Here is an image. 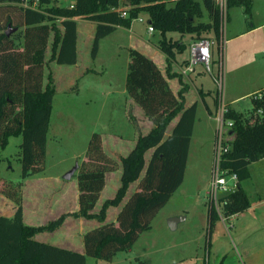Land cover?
I'll return each instance as SVG.
<instances>
[{
    "label": "trees",
    "instance_id": "obj_1",
    "mask_svg": "<svg viewBox=\"0 0 264 264\" xmlns=\"http://www.w3.org/2000/svg\"><path fill=\"white\" fill-rule=\"evenodd\" d=\"M73 2L74 8H70L56 5L54 0H39L38 8H32L25 6L24 0H0V164L5 160L1 151L7 149L12 138L22 137L18 155L21 178L28 179L46 170L48 135L57 94L54 75L46 77V66L51 62L78 63V17L97 24L93 58L98 55L102 39L119 27L130 28L141 15H147L148 23L160 33L159 48L169 63L167 73L153 59L131 48L126 83L129 96L154 127L140 136L135 148L122 158L121 187L98 213L94 209L105 187L106 174L115 171L119 163L105 152L102 135L92 134L86 152L88 160L83 161L77 174L80 209L70 214L101 223L85 234L84 252L38 240L37 235L59 229L67 215L48 225L26 224L23 184L0 176V184L8 187L3 194L16 206L13 217L0 215V264H87L88 257L111 262L117 254L130 251L140 236L151 229L154 217L185 180L198 104L186 107L188 86L175 94L169 84L168 79L175 77L183 82L182 74L171 73L172 63L188 49L180 39L174 40L170 35L179 33L198 39L214 33L216 40L221 41L222 14L216 0H128L127 17L118 12L125 4L122 0ZM235 6H243L251 14L253 0H228L227 8ZM206 14L208 22L204 21ZM51 39V55L47 60ZM252 101L253 109L247 114L230 106L226 113L227 120L233 121L230 129L233 140L221 166L237 175L238 187L220 200L225 218L241 214L251 206L242 183L251 178V165L264 159V116L256 118V111L264 110V100L252 98ZM177 117V124L167 135ZM152 149L147 162L146 154ZM137 181V191L125 203L117 221L106 222L107 210L120 205L131 184ZM209 218L212 224L219 218L213 201Z\"/></svg>",
    "mask_w": 264,
    "mask_h": 264
},
{
    "label": "rangeland",
    "instance_id": "obj_2",
    "mask_svg": "<svg viewBox=\"0 0 264 264\" xmlns=\"http://www.w3.org/2000/svg\"><path fill=\"white\" fill-rule=\"evenodd\" d=\"M204 21H209L207 14ZM143 23L142 31L146 33L149 24ZM222 30L223 41L222 44L217 41L213 72L202 71L196 76L206 79L204 88L209 91L206 96H210L207 102L211 106L212 117L201 105L192 136L191 156L184 183L154 217L151 229L140 236L130 251L117 254L111 262L88 257L87 264H264V159L251 165V178L242 184L251 206L240 215L225 218L224 205L220 201L219 208L215 205L219 218L212 224L209 218L211 199L208 195L214 163L212 145H215L220 131L219 112L223 106H230L232 99L237 101L234 107L247 114L253 108L252 93L264 86V0H254L251 14L246 13L243 6L227 8ZM233 33L244 34L232 39ZM122 34L120 31L102 41L97 63L99 60L104 61L103 64L107 65L104 71L108 70L104 75L89 76L85 85H92V88L78 91V83H75L71 90L65 92V85L57 87L48 135L47 175H59L73 166L74 156L88 148L93 133L101 134L102 129L106 131V128L119 131L120 127L126 125L124 113L119 110L117 114L113 113L111 102L103 94L108 87L105 81L112 76V62L115 64L119 61L118 65L121 66L127 54L124 49L121 54L118 50L117 53L114 52L115 46L122 40L123 46L127 45ZM155 35L159 36L157 32ZM172 36L174 40H179L177 37L180 34L172 33ZM202 37L216 40L214 33L204 34ZM180 40L184 43L182 38ZM195 40L196 37L192 36L190 42L184 44L188 48ZM52 42L51 39L47 49L48 58ZM188 56V49L177 55L180 61ZM53 64L46 66V73H52L50 66ZM200 92L205 95L202 89ZM227 129L225 126V130ZM22 141V137L12 138L7 149L1 151L2 159H5L0 164L1 177H9L12 181L21 180L18 155ZM10 166L12 170L9 169ZM6 188L8 189L1 182L0 213L4 214L13 211L11 204L4 203L3 191ZM27 193H30V189ZM41 198L46 201V211L42 210L44 218L34 222L29 219L28 224L32 223V226L48 225L64 215V209H70L61 192L44 194ZM30 203L27 195V211L32 208ZM173 218H179L175 230L169 226V221ZM86 222L89 225L90 221ZM76 225H62L54 232L42 233L36 237L56 246L64 245L75 250L88 232L83 234V230L76 228ZM72 227L75 229L69 231Z\"/></svg>",
    "mask_w": 264,
    "mask_h": 264
},
{
    "label": "crops",
    "instance_id": "obj_3",
    "mask_svg": "<svg viewBox=\"0 0 264 264\" xmlns=\"http://www.w3.org/2000/svg\"><path fill=\"white\" fill-rule=\"evenodd\" d=\"M63 3L66 4V6H68V5L73 4L74 2L73 0H66ZM253 3H254V0H253ZM122 8L126 9L128 8V5L125 3L122 6ZM140 18L134 20L130 28L119 27L113 34L106 37V38L113 37L114 35L118 34L121 31V33H123L122 36L126 38L127 40V45L123 46V40H122L121 42L118 43V46H115L114 52L117 53V50H118V53L121 54V51L124 49L125 53L127 54H126L125 59H123L121 66L118 65L119 61H117L115 64L113 62L112 64L110 63L111 65H113L112 76L107 81H105L106 83H108V87L103 91L104 96L108 98V100L111 102V105L113 107L112 108L113 113L117 114L118 110L124 113V116H125L124 121L126 125L123 127H120L119 131L117 130L112 131L111 129H108V128H106V131L104 129H102L101 131L103 147H104L105 152L110 157L117 160L119 164L115 171H111L106 174V184H105L103 191L101 192L100 200L94 209L95 213H98L100 211V209L102 208L106 200L115 198L119 188L121 187V184H122L121 178L123 174V167H122V161H121L122 158L128 156L129 153L135 148L140 136L147 135L154 127L153 122L150 121L146 117L143 109L129 96L127 88H126L129 63H130L129 49L131 48L137 49L140 52L147 55L148 57H150L151 59H153L154 62L158 65V67L162 70L163 73H167V70L169 68L167 56L159 48V42L161 39L160 33L157 32L159 36L156 37L155 35L156 31L150 32L149 28L146 30V33H144L142 31V27L144 24L143 22L148 23V20H147L148 17L147 15H142V17ZM76 20L78 22V46H77L78 47V63L75 65H59L56 62H51L50 65L52 63L54 64L52 66L49 65L52 69V73L54 75L56 86L59 87V85H65V92H68V90H71V88L74 87L75 83H78L77 84L78 91H81V89L84 90L83 88H86V89L92 88V85H85V82L86 80H88L89 76H99L102 74L104 75L106 74L108 70L106 69V71H104L105 67L107 66L106 64H103L104 61L99 60V62L97 63L100 57V54H101L102 41L106 38L101 40L100 49H99L97 57L93 58L92 56L91 50L93 49V42H94L95 32H96V27H97L96 22L89 20V19H83L80 17H78ZM242 34L233 33L232 39L239 38ZM170 37H174V36H172L171 34ZM191 37L192 36L182 37L180 35V37L178 36L177 39L182 38L183 42L188 44L190 42ZM222 41L223 40L221 39V44H222ZM216 48L214 49V52H213V62H215L214 56L215 54H217ZM188 49H189V46H188ZM188 57L182 59V61H180V58L177 57L176 60L172 63L171 73L179 74V75L182 74L181 71L186 66ZM49 58L47 57V60ZM96 66H98V68ZM202 71L206 72V68L202 65H199L196 67V70L194 73H190L188 75L182 74L183 75L182 83L179 77L170 78L168 79V81L175 94H178L188 84V90L185 93V106L190 107L191 105L197 103L198 104L197 114H198V111L201 105H203L211 118L212 117L211 106L207 102V99L210 96L208 95L206 96V94L209 93V91H207L204 88L206 84V79H204V77H201V76L196 77ZM212 71H213V67H212ZM66 73H68L67 76H66ZM47 76H48V73H46V77ZM46 83H47V80L45 79V84ZM201 89L204 91L203 93L205 95L201 94L200 92ZM263 89H264V86L255 90L252 94L260 90H263ZM57 93H58V88H57ZM236 102H237L236 100L231 99L229 103L230 107L234 108L235 110L239 112H242L241 110L234 107ZM252 109H249L248 111H251ZM179 117H177L171 123L168 129L167 135L171 134L173 128L175 127V125L177 124L179 120ZM214 119H215V116H214ZM196 125L197 124H195L194 132L196 129ZM194 132H193V135H194ZM191 147H192V140H191ZM191 147H190V152H189V159L191 156ZM213 149H214V144L212 145V152H213ZM153 151L154 150L152 149L146 154L147 162H149V160L151 159ZM86 152H87V149L82 151L78 155L74 156L73 159L75 162L73 166L78 164L80 167L83 161L88 160L86 156ZM48 155H49V140H48V145H47V158H48ZM18 161H19V158H18ZM73 166H70L67 169H65V172L59 175H54V176L46 174L47 173V166H46V170L40 174L29 177L28 179L20 178L21 179L20 182L23 184V208H24V219H25L26 224H28L29 219H30V222H34V220L44 218L42 216L43 214L42 210H44V207L46 206L45 204L46 201L42 200L41 198L42 195L48 194L51 192L53 193L61 192L65 203H67V205L70 207V209H64L65 211L64 215L69 214V216L66 217L63 227H66V225L77 224L75 227L78 229H82L83 234H85L87 231L94 229L101 225V223L95 219L89 220L85 218H75L74 216L70 215V214H73L79 211V208H80L79 206V186H78V178H77L78 171L71 180L64 179V175L67 174L69 171H71L73 169ZM9 169L12 170L11 166L9 167ZM6 179L11 180L9 177H6ZM138 184H139V181L131 184L126 197L123 199L120 205L111 206L107 210L106 222H116L117 221L118 215L120 211L122 210L123 206L128 201L131 194L137 191ZM28 189H30L29 194L27 193ZM27 195L30 199V202H31L30 205L32 207L30 208V211H27V204H26ZM39 197L40 199H38ZM3 198H4L5 204H11L10 206L13 208L12 209L13 211L11 213H5V214L0 213V215L7 216V217H13L16 211L15 209L16 206L13 205L14 204L13 201H11L6 196L5 197L3 196ZM44 199L46 200V198ZM71 203L73 205H71ZM29 212H31L30 215H29ZM235 216H232V218H234ZM86 221H90L89 225H86L87 223ZM30 224L32 223H29L28 225ZM34 224H37V223H34ZM74 229L75 228L72 227V229L69 231H72ZM36 238L40 241L47 242L44 239L42 240L38 237ZM50 244H53V243H50ZM63 246L64 245H61L60 247H63ZM64 248H68V247L64 246ZM68 249H71V248H68ZM75 250L79 252H84V241H81V245L79 244V247L76 248Z\"/></svg>",
    "mask_w": 264,
    "mask_h": 264
},
{
    "label": "built area",
    "instance_id": "obj_4",
    "mask_svg": "<svg viewBox=\"0 0 264 264\" xmlns=\"http://www.w3.org/2000/svg\"><path fill=\"white\" fill-rule=\"evenodd\" d=\"M56 5H61L66 0H54ZM127 4L128 0H122ZM33 2V4L31 3ZM227 2L228 0H216V3L219 5L222 14V23L226 19L227 14ZM24 5L27 7L38 8L39 0H24ZM70 8H74V3L68 5ZM128 8L120 7L118 12L121 13L123 17L128 16ZM77 19V18H76ZM141 19V18H140ZM142 20V19H141ZM150 32H154V28L149 25ZM217 40L212 37H201L196 39L189 45V57L186 63V66L182 69L183 75H188L190 73H194L196 67L202 65L206 68L207 72L212 71L213 65V52L216 48ZM221 86V85H220ZM222 88V86H221ZM252 98L255 100H264V89L258 92H255L252 95ZM228 112V106H223L222 110L218 115V122L220 123V131L219 135L215 141L214 145V163L212 165V179L211 186L208 192V195L211 201L214 202L217 208H219L220 199L224 196L229 195L230 193L237 190L238 187V178L236 174H231L227 170H223L221 163L224 155H226L230 148V142L233 140V136L230 133V129L233 126V121L227 120L226 113ZM264 116V110L262 108L256 111V118H261ZM254 119V121L256 120ZM225 126H227V130H225ZM229 136V137H228ZM225 192L226 194H221ZM229 192V193H227Z\"/></svg>",
    "mask_w": 264,
    "mask_h": 264
},
{
    "label": "water",
    "instance_id": "obj_5",
    "mask_svg": "<svg viewBox=\"0 0 264 264\" xmlns=\"http://www.w3.org/2000/svg\"><path fill=\"white\" fill-rule=\"evenodd\" d=\"M8 35L11 34V29L7 32ZM79 170V165L77 164L71 171L64 175L65 180H71L77 171ZM177 222H179V218H173L169 221V226L171 229L175 230L177 228Z\"/></svg>",
    "mask_w": 264,
    "mask_h": 264
}]
</instances>
